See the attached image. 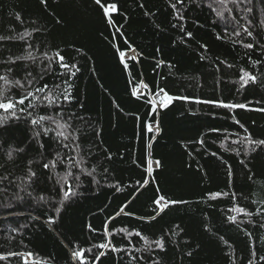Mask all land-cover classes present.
<instances>
[{"label": "trees", "instance_id": "trees-1", "mask_svg": "<svg viewBox=\"0 0 264 264\" xmlns=\"http://www.w3.org/2000/svg\"><path fill=\"white\" fill-rule=\"evenodd\" d=\"M108 2L118 6V11L112 13V25L102 17L93 0H47V6L39 0H0V34L14 35L40 27L44 30L39 39L31 41L35 54L41 57L61 50L68 63L77 65L80 71L72 81L74 99L66 107L85 118L76 123L89 136L93 129L101 132L95 138L99 151L93 148L98 157L99 185L91 183V177L82 176L78 194L63 206L56 205L61 207L60 212L38 199H59L55 178L49 180L41 175L28 189L32 192L28 197L20 191L26 179L25 168L10 164L7 171L0 169V176L10 177L0 182V254L30 252L33 256L29 264H77L71 258L74 249L84 252L85 264H152L153 259H159L160 264H231L233 259L236 264H247L248 258L264 264L259 261L264 254V243L260 241L264 229L258 226L264 217L238 216V224L227 220L234 215L228 211L233 206L231 193L236 194L241 207L254 213L262 207L260 201L264 198V151L257 149L245 155L246 144L232 143L248 134L255 139L264 138V111L256 110L264 108V54L259 46L244 49L242 44L248 38L236 37L233 32L242 31L240 25L248 26V21H252L254 34L260 30L264 24V0L238 5L226 0L230 11H225L224 16L230 19L216 17L209 7H219L213 0H184L179 6L184 21H177L172 15L170 3L174 0ZM249 8L251 12L247 11ZM146 11L155 15L146 16ZM17 14L23 17L22 24L15 19ZM173 23H182L185 31L173 28ZM186 32L193 33L194 38L189 40ZM201 43L208 46L207 51L200 48ZM10 49L14 55L22 52L20 44H11ZM120 51L125 53L127 68L120 61ZM129 52L132 55L127 57ZM2 54L7 55L8 49L4 48ZM201 56L206 59L201 60ZM257 58L260 63L254 66L252 61ZM33 67L38 73L39 64ZM241 69L257 76L259 82L241 88ZM13 78H25L22 65L16 66ZM140 81L151 90L162 87L177 99L168 108L151 113L143 99L131 95L132 86ZM44 82L51 85L61 81L48 75ZM21 91L13 89L12 93L19 95ZM195 99L242 103L247 109L196 104ZM36 111L51 114L44 108ZM145 122L157 125L158 132H146ZM11 124L6 131L0 129V161L6 160L7 151L19 147H25L40 161L39 146L31 141L24 121ZM89 124L91 127H87ZM199 140L204 144H199ZM42 142L48 152H53L54 144H49L47 138ZM105 148L113 157L111 162L105 160ZM22 157L21 153L16 158L17 164ZM146 157L154 164L158 160L160 167H153L151 183L143 186L147 174L142 163ZM240 160H245L248 167L241 165ZM23 163L26 165L27 161ZM229 165L234 171L231 185L227 181ZM101 166L109 171L104 173ZM32 167L40 173L44 171L38 163ZM57 172L62 174L63 165ZM249 175L255 176V184L249 181ZM215 192L229 195L210 198L208 194ZM158 196L166 197L165 203H186L168 204L152 219L156 208L153 200ZM122 207L131 215L117 216ZM49 218L55 223L48 224ZM106 229L113 235H106ZM136 232H141L143 238L137 237ZM249 232L253 235H247ZM157 239L165 241L166 251L149 250V245L156 249L153 241ZM99 243L126 251L96 249L94 245ZM249 244L256 257L250 256ZM101 251L106 255L96 260ZM188 252L192 253L190 257ZM0 264L19 261L13 257L0 260Z\"/></svg>", "mask_w": 264, "mask_h": 264}, {"label": "snow or ice", "instance_id": "snow-or-ice-1", "mask_svg": "<svg viewBox=\"0 0 264 264\" xmlns=\"http://www.w3.org/2000/svg\"><path fill=\"white\" fill-rule=\"evenodd\" d=\"M41 5L47 6V0H39ZM94 4L98 6V9L102 12V17L106 20L109 25L113 24L112 13L118 11V6L116 3L108 2V0H93ZM232 4L238 5L239 3L251 4L252 0H227ZM213 3L219 7H213L209 5L211 10L215 13L217 18L220 19H230V17H225V11H230L227 8L226 0H213ZM184 4V0H174L170 3V7L173 10L172 15L177 21H184L185 16L181 11L179 6ZM141 8H144V4L141 3ZM247 11L251 12L252 9L249 8ZM145 15H155L154 13L145 12ZM15 19L21 24L23 23V17L17 14ZM59 19L57 23H59ZM35 23V21L33 22ZM215 23V22H214ZM248 26L240 25V30L233 29L234 35L236 37H241L242 35L248 38V42H243L242 46L246 50H254L257 46L260 47L261 53L264 54V24L260 26V30L254 34L251 30L252 21L247 22ZM173 28H179L180 31L184 32V25L182 23H173L171 25ZM44 29L36 27L34 31L25 30L20 33L17 32L13 34H0V129L7 130L11 127L12 121L23 120L26 128L31 132V141H34L40 149L38 155L40 156V161H36L35 154H30L25 147L14 148L6 153V160L0 161V169L4 171L8 170V166L11 164L13 167H23L25 168L26 179L23 181V185L20 187V191L26 193V196L31 197L32 192L28 191L40 176H47L49 180L54 179V185H59V191L57 196L59 199L57 201H51L50 198L39 196L38 199L45 203H50L56 212L61 211V207H57L59 204L63 206L68 200L78 194L77 189L80 187L81 177H91V183L99 185L100 181L96 179L98 157L93 148L99 151V146L96 143V137H100L101 132L93 129V135L89 136L85 128H81L77 125V121H84V117L76 113L72 108L66 107V105H71L74 99L73 97V78L76 77L80 69L74 63H68L66 57L61 54V50H56L52 55L44 53L41 57L35 54V46L31 42L32 40H38L39 34ZM11 31V30H10ZM186 37L191 40L193 39V33L186 32ZM217 39H222L221 36H217ZM20 44L22 47L21 54L14 55L11 52V44ZM4 48L8 49V54L3 55ZM200 48L205 51L208 50L206 44L201 43ZM120 61L127 68L128 65L125 63L124 57L125 53L120 51ZM206 59V57L201 56V60ZM221 63H225L221 61ZM260 63V59L252 61L255 66ZM39 64V72H35V65ZM23 66L25 78H13V73L15 72L16 66ZM232 67V65H227ZM48 75L57 76L61 82L48 84L45 81V77ZM259 82V78L252 73L240 70L239 81L241 88H247L249 84H256ZM13 89H21L19 95L12 93ZM131 95L136 99H143L144 103L149 106V111L151 113H157L161 108H168L170 103L177 99V97L169 95L164 88L157 87L155 90H151L149 85L143 81L132 86ZM183 99L191 100L189 97H184ZM196 104H206L213 105L218 108L223 109H247L245 104H235L226 103L222 100L215 99H195ZM44 108L51 111V114H37V109ZM257 111H264V108L256 109ZM234 123L240 124L239 120H234ZM243 126V125H241ZM91 127V125H87ZM143 128L146 132H153V127L150 123L145 122ZM158 127L156 131H158ZM213 131H219L218 129H213ZM43 138H47L49 144H54L56 147L53 152H48L46 144ZM199 144L203 145L204 141H197ZM233 144H246L248 147L244 148V154L249 155L250 152H256L257 149L264 151V138L255 139L251 134L245 135L242 139L233 140ZM151 145H149L150 147ZM223 147V145H221ZM235 151V150H232ZM106 153L105 160L111 162L113 157L111 153L105 148ZM16 153V156H14ZM23 154L20 164L16 163V158ZM216 153L213 152V156ZM239 155V152H237ZM26 160V165L23 163ZM46 161V162H45ZM91 162V167L89 164ZM38 163L39 166L44 170L42 173L34 169L32 165ZM239 163L245 168L248 164L245 160H240ZM63 165V172H57L58 167ZM102 167V166H101ZM144 172L147 174V179L143 180V186H147L151 183L153 174V163L150 157H146L142 163ZM155 167H160V162L155 161ZM102 171L107 173L109 169L107 167H102ZM234 171L231 165L227 169V181L229 185L233 180ZM261 177H264V172H261ZM249 181L255 184L256 178L254 175L248 176ZM10 180L8 175L0 176V182ZM11 182V181H10ZM119 191V189H116ZM253 190L249 189V194ZM212 199H218L221 196L229 195L227 192H215L208 194ZM18 199L22 197L17 194ZM231 199L233 206L228 210L234 215H229L227 220L229 223L238 224L240 221L237 220L238 216L252 217L254 215L264 217V198L261 199V208L254 212L248 210L246 207H241L237 203L236 194L231 193ZM166 197L158 196L154 198L153 203L156 206L154 209L155 215L152 219L158 217L168 206V204H183L186 201H167L165 203ZM253 203H256L253 201ZM126 207V206H125ZM131 215L129 212H125V208L122 207L119 212L116 213L117 216ZM48 224H54L55 221L49 218ZM248 223H253V221H248ZM259 228L264 229V220L259 223ZM90 230L91 226H89ZM208 230L207 228L205 229ZM126 234L127 230H125ZM106 235H113V233L106 229ZM137 237H142L141 232H136ZM247 235L252 236L253 233L249 232ZM12 238L9 237V240ZM223 239V237H221ZM261 243H264V237H260ZM156 245V249H152L149 245L150 251L159 250L160 252L166 251V243L163 239H157L153 241ZM228 242L225 241V244ZM96 249H110L111 252L123 253L126 250L115 245H109L108 243H99L94 245ZM136 251H141L136 249ZM249 253L251 257H256L257 253L251 251V244H249ZM106 253L101 251L97 256L96 260L100 257L105 256ZM187 255L190 257L191 252ZM33 254L30 252H9L7 256L0 254V260H6L9 258H17L19 264H29L30 259ZM85 254L80 249H74L71 251V258L76 261L77 264H85ZM130 259H143V257ZM259 261H264V254L259 256ZM33 264H38V262H33ZM152 264H160L159 259H153ZM231 264H236V261L231 260ZM247 264H258L257 260L248 258Z\"/></svg>", "mask_w": 264, "mask_h": 264}, {"label": "rangeland", "instance_id": "rangeland-1", "mask_svg": "<svg viewBox=\"0 0 264 264\" xmlns=\"http://www.w3.org/2000/svg\"><path fill=\"white\" fill-rule=\"evenodd\" d=\"M130 55H132L131 52H129V53L126 54L127 57L130 56ZM152 127H153V131L158 132V131H156V129H157V125H152ZM152 163H153V162H152ZM154 166H155V164L153 163V167H154Z\"/></svg>", "mask_w": 264, "mask_h": 264}]
</instances>
